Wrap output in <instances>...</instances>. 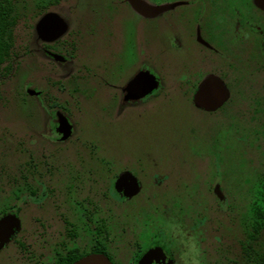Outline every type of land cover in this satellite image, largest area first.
<instances>
[{
	"label": "flooded vegetation",
	"instance_id": "obj_1",
	"mask_svg": "<svg viewBox=\"0 0 264 264\" xmlns=\"http://www.w3.org/2000/svg\"><path fill=\"white\" fill-rule=\"evenodd\" d=\"M119 1L0 0V124H7L0 126V222L10 217L15 225L4 245L0 233V264L9 252L12 264H73L94 254L113 264H264V234L248 237L252 213L243 221L245 237L236 248L222 242L218 227L211 228L219 244L209 246H219L221 253L208 263L201 239L212 217L205 212L169 215L154 207L137 217L120 213L140 192L146 202H160L169 176L157 163L132 165L126 158L105 157L101 143L82 130L83 111L96 96L102 102L96 118L107 124L144 120L152 107L173 103L176 93L206 110L195 99L210 78L227 90L224 105L232 96L231 76L237 75L236 54L228 45L239 46L246 32L257 34L264 66V25L254 17L264 8L256 0H122L141 22L137 42L123 44L129 57L122 63L115 18ZM136 5L166 8L150 14L138 12ZM95 6L106 30L98 36L93 71L87 43L95 32L87 9ZM159 15L175 18L164 20L162 51L183 56L171 85L167 65L155 66L145 25ZM189 54L196 57V68ZM216 57L224 60L223 68L214 65ZM13 107L28 114L6 115Z\"/></svg>",
	"mask_w": 264,
	"mask_h": 264
},
{
	"label": "rangeland",
	"instance_id": "obj_2",
	"mask_svg": "<svg viewBox=\"0 0 264 264\" xmlns=\"http://www.w3.org/2000/svg\"><path fill=\"white\" fill-rule=\"evenodd\" d=\"M120 1L115 18L120 40L119 58L124 63L129 54L123 44L130 39L134 40L133 43L137 42L141 22L140 17L129 5ZM151 2L161 4L169 0ZM100 13L102 12L96 10V6L87 9L88 26L95 32L89 36L87 43V65L93 71L96 69L99 53L98 36L106 30L105 19ZM254 17L264 25V11H255ZM165 19L175 20L159 15L145 25L151 35L155 66L160 69L162 62L167 65L166 83L171 85L175 82L171 74L183 56L180 53L162 51V41L166 35L163 28ZM133 27L136 29L135 35L132 32ZM258 38L257 34L246 32L239 46L228 45L236 54L237 64L233 71H237L234 72L237 75L231 76L233 89L230 100L218 109H200L192 104L190 96L184 98L182 94L176 93L173 103L152 107L150 112L145 114L144 120H124L115 124L97 120L96 113H99V105L102 104L98 96L82 114L85 119L82 124L85 136L101 143L105 157L118 162L126 158L132 165L138 160L144 164L157 163L169 176L168 187L159 191L160 202H146L140 192L118 211L122 214L135 213L136 217L139 212L151 213L154 207L166 211L169 215H174L180 210L205 212L212 217V222L204 226L202 232L207 234L204 233L205 238L201 239L203 249L208 250L207 263L219 260L221 253L218 251L219 246L212 249L209 246L211 243L219 244L216 242L217 238L214 239L212 227H218L222 242L232 247L236 248L244 239L243 221L251 214L252 201L264 180V66L262 67ZM191 48L194 46L191 45ZM109 50L112 51L110 48ZM238 51L242 54L238 55ZM189 56L193 64L196 57L191 54ZM218 58L213 60L214 65L220 69L225 66V62ZM153 66L152 72H156ZM193 67L196 68L197 65L193 64ZM130 112L127 115L129 118ZM5 114L27 115L28 110L13 107ZM0 115H3V110H0ZM13 160L10 157L9 162ZM139 169L138 167L134 170L139 173ZM217 197L225 201L224 206L220 207V199ZM12 263L10 252L3 253V264Z\"/></svg>",
	"mask_w": 264,
	"mask_h": 264
},
{
	"label": "water",
	"instance_id": "obj_3",
	"mask_svg": "<svg viewBox=\"0 0 264 264\" xmlns=\"http://www.w3.org/2000/svg\"><path fill=\"white\" fill-rule=\"evenodd\" d=\"M257 4L264 8V0H256ZM138 12L158 14L166 7H139ZM228 99V92L217 78H210L201 86L196 96V103L206 110H213L221 106ZM14 219L7 217L0 222V233L3 230V245L8 242L14 230ZM73 264H113L109 258L102 254L88 255Z\"/></svg>",
	"mask_w": 264,
	"mask_h": 264
},
{
	"label": "trees",
	"instance_id": "obj_4",
	"mask_svg": "<svg viewBox=\"0 0 264 264\" xmlns=\"http://www.w3.org/2000/svg\"><path fill=\"white\" fill-rule=\"evenodd\" d=\"M251 213L248 220V237L254 240L261 232L264 234V180L252 201Z\"/></svg>",
	"mask_w": 264,
	"mask_h": 264
}]
</instances>
